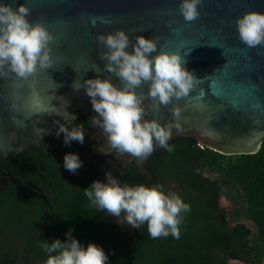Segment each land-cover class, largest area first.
I'll list each match as a JSON object with an SVG mask.
<instances>
[{
  "label": "water",
  "instance_id": "obj_1",
  "mask_svg": "<svg viewBox=\"0 0 264 264\" xmlns=\"http://www.w3.org/2000/svg\"><path fill=\"white\" fill-rule=\"evenodd\" d=\"M180 2L0 0V4L10 3L14 9L26 4L31 9L28 20L33 24L42 22L56 38L49 45L51 68L38 67L27 79L15 73L0 77V175L7 170L10 180L19 188L25 183L37 188L17 179L8 158L31 148L39 150L44 137L55 133L59 124L66 122L63 116L50 114L51 105L63 111L67 101L69 114L76 117L84 114L91 121L88 135L92 143L86 151L99 172L93 181L106 183L105 173L111 172L121 186L126 185L122 175L128 165L134 164L144 185L154 186L150 161L160 147L156 146L144 159L118 155L106 144L102 130L92 125L91 119L97 114L85 89L77 91L72 87L76 80L83 84L84 80L98 76L109 77L104 70L107 61L100 59V53L107 49L96 37L98 33L108 34L117 29H123L133 44L137 35L146 39L158 37L157 52H177L184 60L183 67L199 79L188 97L173 98L159 110L146 99L143 102L147 111L145 119H156L162 125L178 123L179 129H172V138L194 136L201 146L223 155L259 152L264 142V45L248 48L243 44L235 20L246 12L264 13V0H203L198 5L200 15L191 22L185 21L179 12ZM91 17H103L111 23L98 20L93 27ZM126 51L132 53L134 49L130 45ZM111 82L122 87V81L114 75ZM136 91L147 94L148 84H142ZM53 95L57 98L52 99ZM174 107L180 109L178 121L173 119ZM37 127L48 130V134L40 138L35 132ZM100 147L109 154L98 151ZM117 224L128 230L130 243L136 230L141 228H133L126 222Z\"/></svg>",
  "mask_w": 264,
  "mask_h": 264
},
{
  "label": "trees",
  "instance_id": "obj_2",
  "mask_svg": "<svg viewBox=\"0 0 264 264\" xmlns=\"http://www.w3.org/2000/svg\"><path fill=\"white\" fill-rule=\"evenodd\" d=\"M68 126L85 129L89 120L81 116ZM54 139L53 160L44 170L33 150L20 155L24 163L9 158L19 179L42 192L12 183L0 190V264H46L43 242H65L70 229L84 247L90 242L101 246L108 264H264V142L256 154L227 156L201 146L194 136L171 138L173 151L160 147L150 164L154 186L163 185L166 194L175 193L190 205L182 213L180 238L152 239L145 224L130 243L128 231L84 195L97 171L79 142L65 145L63 133ZM68 153L80 155L82 167L75 174L63 166ZM137 169L132 164L124 170L127 185L142 184ZM222 197L231 208L221 205Z\"/></svg>",
  "mask_w": 264,
  "mask_h": 264
},
{
  "label": "clouds",
  "instance_id": "obj_3",
  "mask_svg": "<svg viewBox=\"0 0 264 264\" xmlns=\"http://www.w3.org/2000/svg\"><path fill=\"white\" fill-rule=\"evenodd\" d=\"M202 2L181 0L179 12L185 21H194L200 15L198 5ZM30 15L31 9L26 4H20L15 9L10 3L0 4V77L15 73L17 77L27 79L37 72L38 67H52L49 45L56 38L42 22L31 23L27 18ZM98 20L111 23L103 17H91V25L95 27ZM235 24L239 40L248 48L264 45V13L246 12L236 18ZM96 39L107 49L100 53V59L107 61L104 70L110 74L109 77L101 79L98 76L84 80L83 84L76 80L72 85L77 91L83 87L90 97L97 114L91 119L92 125L102 130L106 144L118 155L128 154L144 159L156 146L172 152L173 147L168 141L172 138V129H179V124L169 122L162 125L156 119H145L147 111L143 102L150 99L153 107L159 110L160 106L170 104L173 98L188 97L199 79L183 67L184 60L177 52H157L158 37L146 39L137 35L133 44L123 29H117L108 34L98 33ZM130 45L134 49L132 53L126 51ZM152 53L157 54L153 56ZM112 75L122 81V87L111 82ZM142 84H148L147 94L136 91ZM51 97L57 98L54 95ZM59 99L63 100L62 97ZM66 107L67 101L63 111L51 105L50 114L61 115L66 120L64 124L56 121L59 128L55 135L59 138L63 133L65 145H70L72 141L83 144V128L68 126L77 117L69 114ZM172 115L178 121L180 109L174 107ZM35 132L40 138L48 134V130L39 127ZM98 151L109 154L104 152L103 147ZM63 166L75 174L82 167V161L77 154L68 153L63 157ZM105 177L106 183L97 180L85 188L84 195L91 206L106 210L122 225L126 222L133 228H139L146 224L152 239L167 238L169 235L180 238L182 213L189 212L190 205L177 194H166L162 191L163 185L121 186L111 172L105 173ZM66 236L68 239L65 242L59 239L51 244L43 242L42 247L49 254L46 264H108L109 258L101 246L90 242L84 247L72 237L71 229Z\"/></svg>",
  "mask_w": 264,
  "mask_h": 264
},
{
  "label": "flooded vegetation",
  "instance_id": "obj_4",
  "mask_svg": "<svg viewBox=\"0 0 264 264\" xmlns=\"http://www.w3.org/2000/svg\"><path fill=\"white\" fill-rule=\"evenodd\" d=\"M81 116H84V117H86L88 120H89V126L87 127V128H85V129H83V131H84V133H85V139H84V143L83 144H81V143H79V145H80V152H82L83 154H84V156L86 157V158H89V160H90V168H93V170L94 171H97L96 172V175L94 174L93 176L91 175V178H92V180L99 174V172H98V169H97V165L92 161V156H90L88 153H87V149H88V147L89 146H91V139H90V135H88V131H89V128H90V125H91V121H90V118L87 116V115H84V114H80L79 116H77V118H79V117H81ZM66 123V122H65ZM57 132V131H56ZM55 132V133H56ZM55 133H52V134H49V135H47L46 137H44V140L43 141H41L40 142V148H39V150H37V149H35V148H31V149H28V150H26V151H24V152H20V153H13L9 158H15V159H17V160H19L20 162H22V163H24V160L22 159V158H20V155L22 154V155H26L27 153H29V151H31V150H33V151H35V152H37V154H38V158H39V161H41L42 163H41V170H44L42 167H43V165H45L46 163H47V161L48 160H53V154H54V150H55V148H56V145H57V143L55 142V139H54V134ZM80 152H78V154H80ZM78 156H80V155H78ZM9 158H8V161H9ZM9 163H10V161H9ZM10 166H11V168H12V170L15 172V176L17 177V179L18 180H20L19 179V177H18V175H17V171H16V169L15 168H13L12 167V165H11V163H10ZM43 179L45 180L46 178H44L43 177ZM20 181H24V182H29V183H32V184H34V185H36L37 186V184H35V183H33V182H31V181H28V180H26V179H22V180H20ZM9 183H12V184H14L13 183V181L12 180H10V176H9V173H8V171L7 170H5L4 171V174H1L0 175V190H2V189H5V188H7L8 186H9ZM125 183V182H124ZM141 183L142 184H144L143 183V179H142V181H141ZM25 184H27V183H25ZM126 184V183H125ZM28 185V184H27ZM127 185V184H126ZM17 186V185H16ZM24 186V185H23ZM129 186V185H128ZM135 186H138V184H133L131 187H135ZM31 187V186H30ZM31 188H33V187H31ZM35 189V188H34ZM36 189H38V190H40V192H42V190L37 186V188ZM26 191V190H25ZM31 193H33L32 191H30V194ZM29 194V193H28ZM35 195L36 196H41L42 198H45V196H42V195H40V194H38V193H35ZM106 211V210H105ZM107 213V212H106ZM108 214V213H107ZM109 215V214H108ZM110 217H112L115 221H116V223H117V219H116V217H114L113 215H109ZM142 227V226H141ZM121 231H123V232H125V231H128L126 228H124V230L123 229H121Z\"/></svg>",
  "mask_w": 264,
  "mask_h": 264
},
{
  "label": "rangeland",
  "instance_id": "obj_5",
  "mask_svg": "<svg viewBox=\"0 0 264 264\" xmlns=\"http://www.w3.org/2000/svg\"><path fill=\"white\" fill-rule=\"evenodd\" d=\"M221 205H223L226 208H231V203L225 197L221 198ZM248 225H251V223H248ZM231 263L238 264L237 261H231Z\"/></svg>",
  "mask_w": 264,
  "mask_h": 264
}]
</instances>
